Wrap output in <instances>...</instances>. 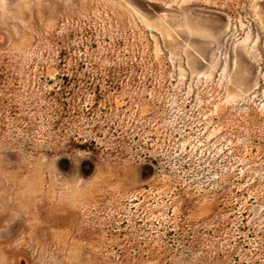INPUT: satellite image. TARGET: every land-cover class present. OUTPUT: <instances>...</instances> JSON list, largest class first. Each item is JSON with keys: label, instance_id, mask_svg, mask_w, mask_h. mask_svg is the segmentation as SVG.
I'll return each instance as SVG.
<instances>
[{"label": "rangeland", "instance_id": "374dc122", "mask_svg": "<svg viewBox=\"0 0 264 264\" xmlns=\"http://www.w3.org/2000/svg\"><path fill=\"white\" fill-rule=\"evenodd\" d=\"M0 264H264V0H0Z\"/></svg>", "mask_w": 264, "mask_h": 264}, {"label": "trees", "instance_id": "16d2710c", "mask_svg": "<svg viewBox=\"0 0 264 264\" xmlns=\"http://www.w3.org/2000/svg\"><path fill=\"white\" fill-rule=\"evenodd\" d=\"M81 146H82V147H86V145H85V144H82Z\"/></svg>", "mask_w": 264, "mask_h": 264}]
</instances>
